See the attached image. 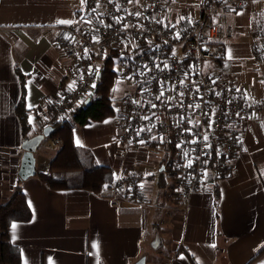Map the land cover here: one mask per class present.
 Returning <instances> with one entry per match:
<instances>
[{"label":"crops","instance_id":"1","mask_svg":"<svg viewBox=\"0 0 264 264\" xmlns=\"http://www.w3.org/2000/svg\"><path fill=\"white\" fill-rule=\"evenodd\" d=\"M84 8L83 0H0V205L20 187L31 211L29 221L13 222L7 229L20 264H136L141 259L143 264H264V114L247 122L228 175L213 188L193 192L186 202L172 200L161 188H168L159 174L162 159L136 152L129 153L127 166L151 174L144 177L137 203L83 189L53 190L38 174L49 173L61 141L50 148L42 140L33 154L36 174L19 179L25 137L16 107L26 115V138L40 134L49 99L76 81L70 60L54 40L64 36L62 28ZM197 9V0H168L159 19L183 29ZM225 20L227 37L210 47L219 58L206 62L204 70L247 100L261 99L264 84L255 77L251 58L264 43V0H246ZM111 64L107 97L114 107L127 86L115 80L113 59ZM113 111L110 118L71 129L73 144L90 151L112 175L122 165ZM53 138L59 139L48 137ZM41 145L51 152H39ZM151 183L158 186L156 192Z\"/></svg>","mask_w":264,"mask_h":264},{"label":"built area","instance_id":"2","mask_svg":"<svg viewBox=\"0 0 264 264\" xmlns=\"http://www.w3.org/2000/svg\"><path fill=\"white\" fill-rule=\"evenodd\" d=\"M83 1L84 11L54 40L70 60L76 81L49 99L43 127L64 123L94 97L102 65L116 51L114 78L127 86L113 107L122 165L102 193L137 203L144 177L151 174L127 166L130 152L162 159V170L172 171L174 199L186 202L193 192L213 188L228 175L249 119L264 114V97L249 101L204 70L206 62L219 58L210 47L227 37L226 16L246 0H197L198 14L183 29L159 19L168 0ZM251 62L264 84V43L256 46ZM43 141L52 148L60 140Z\"/></svg>","mask_w":264,"mask_h":264},{"label":"trees","instance_id":"3","mask_svg":"<svg viewBox=\"0 0 264 264\" xmlns=\"http://www.w3.org/2000/svg\"><path fill=\"white\" fill-rule=\"evenodd\" d=\"M114 56L116 53L110 54L105 63L97 81L95 95L89 104L75 110L69 120L53 127L52 135L60 139L61 145L50 162L49 173L38 174L39 179L53 190L83 189L99 194L105 186L113 181V175L109 168L97 165L90 151L73 144L71 129L114 116V108L107 97L114 76L111 64ZM16 113L19 117L23 137L26 138L29 126L26 122L25 112L20 105L16 107ZM167 152L168 150L165 156H167ZM169 171L172 176L171 169H163L159 173L162 183ZM30 218L31 211L27 206L23 192L20 187H16L10 198L0 205V264L21 263L19 249L9 242L7 229L13 222H27Z\"/></svg>","mask_w":264,"mask_h":264},{"label":"water","instance_id":"4","mask_svg":"<svg viewBox=\"0 0 264 264\" xmlns=\"http://www.w3.org/2000/svg\"><path fill=\"white\" fill-rule=\"evenodd\" d=\"M90 100H86L85 105H88ZM53 128L45 127L40 134H37L30 138H25L21 144L23 154L21 157L18 177L20 180H26L36 174L35 172V159L34 152L37 147L41 144L44 138L49 137L52 134ZM136 264H143V259L138 261Z\"/></svg>","mask_w":264,"mask_h":264},{"label":"rangeland","instance_id":"5","mask_svg":"<svg viewBox=\"0 0 264 264\" xmlns=\"http://www.w3.org/2000/svg\"><path fill=\"white\" fill-rule=\"evenodd\" d=\"M114 87H116L115 86V83H114V81H113V88ZM116 100H114L113 99V103L115 102ZM47 145V144H46ZM41 148V150L39 151V152H43V153H45V152H51V150H47L43 145H41L40 146ZM47 147V146H46ZM168 176L165 178L164 177V180H165V185H168V188L166 189L165 187H161V188H163V190H164V192H167L168 193V195H169V198H171L172 200H174V201H178V202H182V201H179V200H177V199H174L172 196L173 195H171V190L173 189V186H172V181H170V179L168 178V177H170V171H169V174H167ZM164 182V181H163ZM164 185V186H165ZM151 186H152V189H153V191L154 192H156V190H157V185H155V184H153V183H151ZM163 190L161 191L162 193H163ZM141 194H143V188L139 191V195H138V199H137V202H139L141 199H140V195Z\"/></svg>","mask_w":264,"mask_h":264},{"label":"snow or ice","instance_id":"6","mask_svg":"<svg viewBox=\"0 0 264 264\" xmlns=\"http://www.w3.org/2000/svg\"><path fill=\"white\" fill-rule=\"evenodd\" d=\"M129 2H132V0H129ZM137 15H139V14H137ZM59 23H69L68 21H59ZM177 38H179L178 37V34H177ZM231 58V57H230ZM94 86V85H93ZM160 95L162 96L163 95V92H161L160 93ZM159 98V97H158ZM153 107H155V105H153ZM205 139H207V137H205ZM189 163H191V162H189ZM13 228H15V225H13ZM95 247V246H94Z\"/></svg>","mask_w":264,"mask_h":264}]
</instances>
